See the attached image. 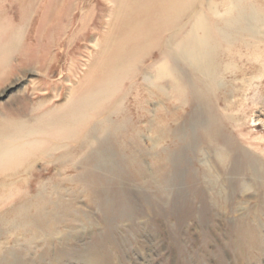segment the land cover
Instances as JSON below:
<instances>
[{
    "label": "rangeland",
    "instance_id": "obj_1",
    "mask_svg": "<svg viewBox=\"0 0 264 264\" xmlns=\"http://www.w3.org/2000/svg\"><path fill=\"white\" fill-rule=\"evenodd\" d=\"M237 4L211 140L158 83L156 16L115 40L128 3L0 0V264H264V0Z\"/></svg>",
    "mask_w": 264,
    "mask_h": 264
},
{
    "label": "bare ground",
    "instance_id": "obj_2",
    "mask_svg": "<svg viewBox=\"0 0 264 264\" xmlns=\"http://www.w3.org/2000/svg\"><path fill=\"white\" fill-rule=\"evenodd\" d=\"M111 1L113 2V14L117 11L120 12L121 3L132 5L125 11L124 19L121 18L122 20H120L118 16L109 23L113 26L119 23L122 24L124 34L115 36V40L118 38L128 39L125 35L132 28H135L134 26H138V29L141 26L144 30L154 16L158 21L163 22L166 29L158 36L159 44L157 47L160 54L158 50L156 52L158 59L160 58L157 64L158 83L163 89L173 87L175 103L177 100L190 103L193 99L200 98L195 112L196 122L203 127L206 137L211 140H219L221 136L220 128L213 119L215 111L208 97L209 94H215L216 89L213 84L214 81L206 82V79L215 76L216 70L222 64H220L219 59H224L226 56V53H222L227 46L225 45L226 37H224L225 27L220 24L216 17L229 16L231 20L229 25L231 26L233 21L231 18L239 13L238 8H236L237 2L240 1L241 3V0L229 3L223 9L219 4L215 2L210 4L205 0ZM123 48H125L123 51L130 53V55L137 54L139 49L134 50L131 46ZM116 53H120V51L117 50ZM230 57L232 58V56ZM229 58L228 60L231 59ZM224 63L225 67L229 64L225 62V59ZM210 116L212 120L209 119ZM192 122H194L193 119L190 120L191 125ZM109 124L110 128L116 126L113 121H109ZM109 124L103 127L102 130L109 127ZM168 132L173 135L176 133L171 128ZM105 134L107 135L99 140L97 139L101 145L107 144L109 141V131L105 130ZM101 145L99 148L93 146L94 155L92 152L91 155H96L98 163H105V161H108L109 156L102 150Z\"/></svg>",
    "mask_w": 264,
    "mask_h": 264
}]
</instances>
